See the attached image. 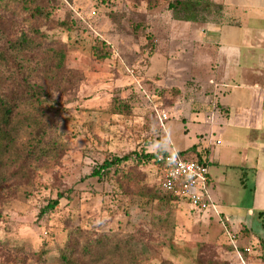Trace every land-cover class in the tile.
Returning a JSON list of instances; mask_svg holds the SVG:
<instances>
[{"label":"rangeland","instance_id":"374dc122","mask_svg":"<svg viewBox=\"0 0 264 264\" xmlns=\"http://www.w3.org/2000/svg\"><path fill=\"white\" fill-rule=\"evenodd\" d=\"M37 3L52 14L33 22V27L48 42L64 44L67 51L62 72L34 61L27 70L60 109L54 138L62 157L40 167L31 185L0 203V264H45L32 256L42 250L48 251L47 264H57L58 251L74 228L143 240L151 252L141 264H238L212 210L200 213L185 201L147 202L120 193L110 176L91 177L113 157L142 151L185 153L191 148L198 152L199 146L208 147L211 120L204 106L208 96L202 86H195L188 89L194 92L181 97L179 84L190 80L193 70L179 64L180 50L173 39L176 20L168 2L153 11L145 0ZM220 12L209 9L199 22ZM23 22L5 17L0 46L32 26ZM94 48L107 51L108 58L96 59ZM182 53L198 58L196 49L193 56L190 49ZM184 62L190 67V61ZM6 89L0 77V92ZM119 103L128 110L116 113ZM199 116L202 120L193 122ZM183 157L198 162L201 156L190 152ZM210 168L211 173L216 170ZM140 171L146 175L145 183L157 190L156 167L146 164ZM157 193L165 196L163 191ZM55 200L58 206L42 214ZM157 217L169 218L167 227Z\"/></svg>","mask_w":264,"mask_h":264},{"label":"crops","instance_id":"0c3cea01","mask_svg":"<svg viewBox=\"0 0 264 264\" xmlns=\"http://www.w3.org/2000/svg\"><path fill=\"white\" fill-rule=\"evenodd\" d=\"M208 1L222 7L221 15L174 21L178 63L193 70L179 90L183 97L202 86L208 96V147L197 154L207 161L212 211L231 252L235 245L248 264H264V0ZM188 49H196L197 60L182 53Z\"/></svg>","mask_w":264,"mask_h":264},{"label":"trees","instance_id":"16d2710c","mask_svg":"<svg viewBox=\"0 0 264 264\" xmlns=\"http://www.w3.org/2000/svg\"><path fill=\"white\" fill-rule=\"evenodd\" d=\"M149 10H155L162 3L168 2V10L175 20L200 21V15L209 9L221 11L220 5L208 0H145ZM52 12L40 6L37 0H0V24L5 17L17 19L32 25L27 30H20L18 37L5 40L0 46V77L6 82V91L0 92V203L8 202L25 185H31L35 171L40 167L58 162L62 151L54 134L57 130L56 119L60 109L56 106L52 95L46 89L34 83L27 70L34 62H44L58 72H62L66 64V47L59 41L48 42L46 36L33 22L49 19ZM25 15V17H24ZM93 54L98 60L108 58L107 51L94 48ZM116 113L122 114L127 109L123 104L116 105ZM194 152L191 148L183 156ZM157 152L149 154L145 151L132 153L124 157H113L96 168L91 177L104 179L111 177L124 195H133L147 202L159 200V205L171 200L180 201L170 194L160 197L163 191L160 181L157 190L149 187L146 175L140 171L141 166L151 164L156 167ZM199 163L207 165L201 157ZM59 200L52 201L42 214L58 206ZM167 227L169 218H155ZM153 222V221H152ZM158 225L159 223H153ZM232 250V249H231ZM150 248L143 240L133 236L102 233L74 228L68 239L58 251L57 264H141L150 255ZM48 251L33 254L40 263L47 264Z\"/></svg>","mask_w":264,"mask_h":264},{"label":"built area","instance_id":"2783aa9c","mask_svg":"<svg viewBox=\"0 0 264 264\" xmlns=\"http://www.w3.org/2000/svg\"><path fill=\"white\" fill-rule=\"evenodd\" d=\"M161 122L167 120V115L161 116ZM220 142H217L219 144ZM156 173L163 192L189 203L200 213L216 210L209 196V168L199 162L182 158L178 152L167 155L160 154L157 158ZM216 212V211H215ZM234 242L236 237L231 236ZM238 264H248L243 254L234 245ZM250 252L249 249L245 250Z\"/></svg>","mask_w":264,"mask_h":264}]
</instances>
